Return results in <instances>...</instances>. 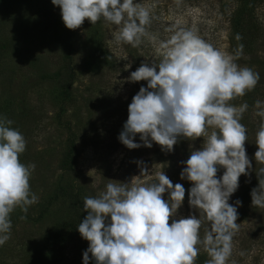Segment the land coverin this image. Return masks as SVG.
<instances>
[{"label":"rangeland","instance_id":"rangeland-1","mask_svg":"<svg viewBox=\"0 0 264 264\" xmlns=\"http://www.w3.org/2000/svg\"><path fill=\"white\" fill-rule=\"evenodd\" d=\"M249 1L254 2L253 28L258 32V39L253 38L249 49L243 46L240 50L229 37V19L238 0H134L149 8L152 18L146 27L148 35L138 47L115 42V25L103 19L92 25L86 19L73 30L70 57L57 42L58 30L48 25L43 14L47 7L61 16V9L52 0H5L0 5V117L13 121L10 127L26 139V150L19 159L25 165L35 164L30 189L38 197L27 213L16 208L10 214V239L0 246V264H25L30 249L35 251L36 244L54 226L73 219L74 212L66 214L69 206L60 198L49 199L60 186L69 192L73 184L72 193L78 191L83 199L98 196L109 182L133 180L148 184L164 172L173 186L179 183L185 188L184 201L172 219L193 214L199 218V211L189 205L192 183L182 180L180 174L186 167L182 162L193 150L202 148L203 137H181L172 152L163 151L155 142L150 148L143 146L139 134L135 142L141 147L136 149H129L119 140L129 104L142 86L147 87V81L130 82L127 78L144 62L158 63L159 42L181 28L195 31L214 48L233 56L238 66L260 75L252 91L229 101L237 107L248 104L240 122L247 129L245 148L252 168L249 175L240 176L239 188L229 199L238 210L239 231L233 237L227 264H264V208L253 207L252 198L242 201L240 197L241 187L258 180L255 169L261 165L255 161V138L264 122L255 114L259 111L256 101L264 107V0ZM67 66L74 77L66 96L61 93L63 79L53 75L57 71L66 74ZM211 131L208 129L209 134ZM69 137L74 139L77 150L74 169L66 171L60 167V160ZM217 167L220 178L225 169ZM142 168H147L148 173L141 175ZM168 197L169 193L163 194L165 200ZM237 200L242 204L236 205ZM25 215L26 220H21ZM201 220L202 238L210 223L204 217ZM60 244L49 264H84L83 254L89 242L78 229ZM89 256V264H96Z\"/></svg>","mask_w":264,"mask_h":264},{"label":"clouds","instance_id":"clouds-1","mask_svg":"<svg viewBox=\"0 0 264 264\" xmlns=\"http://www.w3.org/2000/svg\"><path fill=\"white\" fill-rule=\"evenodd\" d=\"M61 9L65 26L76 30L89 20L92 25L103 19L116 26L115 42L138 47L148 35L149 8L134 0H52ZM153 41L156 40L152 36ZM235 39L241 40L237 34ZM240 50L243 45L239 46ZM157 63H142L127 78L130 82L147 81L128 106V119L119 140L129 149L152 142L172 152L179 138H204L202 148L193 150L183 168L181 179L192 183L189 205L200 213L172 219L185 198V188L175 184L164 172L155 182L111 183L96 197L83 198L87 216L78 231L89 242L83 254L96 264H195L200 247L209 259L205 264H227L232 241L239 231L237 207L229 199L239 188V178L249 175L252 162L245 144L247 129L240 122L248 109L229 101L252 91L260 80L258 72L240 67L234 57L214 48L195 31L174 30L160 41ZM239 54V53H238ZM158 69V71H157ZM255 114L264 119V107L256 101ZM13 121L0 117V246L10 239V214L16 209L27 213L38 201L31 192L30 177L35 164L19 159L26 150V139L10 127ZM208 129L212 131L208 132ZM255 169L258 186L251 191L252 206L264 208V122L256 133ZM225 169L217 178L218 167ZM148 169L142 168L141 175ZM169 193L167 200L164 193ZM236 205L242 202L237 200ZM201 217L209 223L200 235ZM26 215L21 220H26ZM170 219L172 220L169 223Z\"/></svg>","mask_w":264,"mask_h":264},{"label":"trees","instance_id":"trees-1","mask_svg":"<svg viewBox=\"0 0 264 264\" xmlns=\"http://www.w3.org/2000/svg\"><path fill=\"white\" fill-rule=\"evenodd\" d=\"M4 1L5 0H0V5ZM249 2V0H238V7L234 11V13L230 15L229 19V37L231 38V41L236 45L238 43L239 46L242 44L247 49L252 47V45L254 44L253 40L256 37L258 39V32L253 28V26L256 25L253 16L254 2ZM43 14L47 18L48 25L58 30L56 32L57 42L59 45L65 48L66 56L70 57L72 51L71 38L73 35V30L68 29L62 20V16L55 15L54 13H52L51 9L45 7L43 9ZM237 34L242 37V39L239 41L235 39ZM68 69L69 67L67 66L66 70L64 71L66 72V74H63L61 71H57L53 75V77L63 79L64 87L61 93L65 94L66 96L70 92V87L72 85L74 77L70 69ZM65 77L66 79H64ZM76 150L77 148L74 139L72 137H69V139H67L66 141L64 151L62 152V158L60 160V167L62 169L66 171L74 169ZM258 183L259 181L255 180L241 187L242 190L240 193V197L242 201H248L249 199H251V191L253 188L258 186ZM70 186L71 189L69 192L67 191L68 188H62L61 186L56 188L55 194L49 195V199L50 201H53L59 200L60 198V202L62 204L69 206L66 214H71V212H74L75 216L69 222H61L54 226L47 233L45 238L41 239L36 244L35 251H31L30 249L25 264H49L50 262H53L58 252L57 249L59 248V246H61L60 242L66 241L74 232V230L78 229L79 223L87 216V212H85L83 209L82 197L79 195L78 191L72 193L74 185L70 184ZM207 259H209L207 253L205 251H201L196 258L195 264H205Z\"/></svg>","mask_w":264,"mask_h":264}]
</instances>
